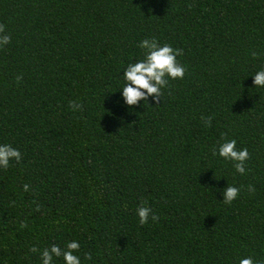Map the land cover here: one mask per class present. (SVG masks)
<instances>
[{
  "label": "trees",
  "instance_id": "1",
  "mask_svg": "<svg viewBox=\"0 0 264 264\" xmlns=\"http://www.w3.org/2000/svg\"><path fill=\"white\" fill-rule=\"evenodd\" d=\"M0 28V144L21 154L0 168V264L72 240L81 264H264V0H0ZM148 38L184 77L126 106Z\"/></svg>",
  "mask_w": 264,
  "mask_h": 264
},
{
  "label": "clouds",
  "instance_id": "2",
  "mask_svg": "<svg viewBox=\"0 0 264 264\" xmlns=\"http://www.w3.org/2000/svg\"><path fill=\"white\" fill-rule=\"evenodd\" d=\"M3 29L0 28V32ZM9 37L4 35L0 37V45L6 44ZM139 47L145 50L143 59L128 63L123 69V85L120 88L121 98L126 106H135L143 100L147 103V97L153 96L154 101L161 98V89L165 88L168 79H182L185 68L177 62L176 57L180 55L179 49H174L169 44H158L155 39L148 38L139 42ZM253 77V83L256 86L264 87V69L258 70ZM78 108L79 105H71ZM218 155L226 160L234 162L235 171L244 174L245 161L248 159L247 148L236 149L235 139L227 140L218 147ZM21 154L18 150L7 144H0V168H7L10 160L19 161ZM27 190V185L24 186ZM239 189L234 186H228L223 190V201L230 203L237 198ZM149 209L139 207L136 214L139 217V223L145 224L149 218ZM152 219L156 217L153 215ZM79 249V243L75 240L68 241L65 244V250L53 244L50 248L44 249L41 253V264H52L53 257L62 255L64 264H81L80 257L74 252ZM35 250V249H33ZM239 264H255V261L249 257H243Z\"/></svg>",
  "mask_w": 264,
  "mask_h": 264
}]
</instances>
